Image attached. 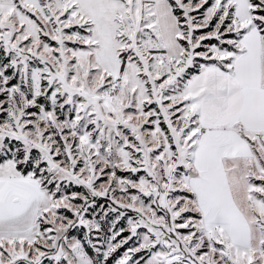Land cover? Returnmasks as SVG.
I'll use <instances>...</instances> for the list:
<instances>
[{
  "label": "snow or ice",
  "instance_id": "snow-or-ice-1",
  "mask_svg": "<svg viewBox=\"0 0 264 264\" xmlns=\"http://www.w3.org/2000/svg\"><path fill=\"white\" fill-rule=\"evenodd\" d=\"M0 264H264V0H0Z\"/></svg>",
  "mask_w": 264,
  "mask_h": 264
}]
</instances>
